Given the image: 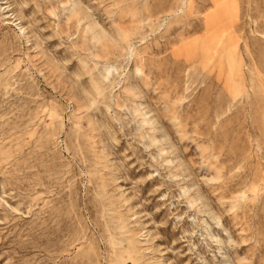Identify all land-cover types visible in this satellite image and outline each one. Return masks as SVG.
Wrapping results in <instances>:
<instances>
[{"label": "rangeland", "instance_id": "obj_1", "mask_svg": "<svg viewBox=\"0 0 264 264\" xmlns=\"http://www.w3.org/2000/svg\"><path fill=\"white\" fill-rule=\"evenodd\" d=\"M0 264H264V0H0Z\"/></svg>", "mask_w": 264, "mask_h": 264}]
</instances>
